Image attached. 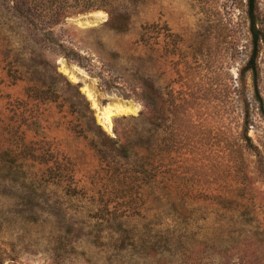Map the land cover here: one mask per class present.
<instances>
[{"label":"rangeland","instance_id":"obj_1","mask_svg":"<svg viewBox=\"0 0 264 264\" xmlns=\"http://www.w3.org/2000/svg\"><path fill=\"white\" fill-rule=\"evenodd\" d=\"M18 1L0 0V264H264V121L238 73L244 0H114L125 32L95 9L49 25L40 9L54 0H32L26 20ZM258 63L264 103V45ZM36 86L58 99L31 98ZM119 104L129 112L103 125ZM97 127L133 152L105 141L102 161Z\"/></svg>","mask_w":264,"mask_h":264},{"label":"trees","instance_id":"obj_2","mask_svg":"<svg viewBox=\"0 0 264 264\" xmlns=\"http://www.w3.org/2000/svg\"><path fill=\"white\" fill-rule=\"evenodd\" d=\"M31 5L32 0H21L15 3V5L13 6V10L21 18L29 20L32 7ZM242 8L245 15L249 49L246 60L240 67L238 72L239 83L243 88H245V78L246 75L249 76L251 81L252 101L255 104L258 114L264 121V103L258 87V79L260 74L258 58L264 45V23L261 20L258 12L257 0H244ZM76 9H80L82 11H88L91 9L103 10L108 14V19L105 25L109 29L116 32H125L128 28V17L124 11L117 10V6L114 0H54L45 4L43 8L40 9V15L43 20L46 21L49 25H56L61 20L67 18L70 15H73ZM50 33L51 31H48L47 34L51 36L52 42H56L55 44H57V46L60 48L61 54L64 57L75 61L79 66L86 69V66L77 59L81 58V55L73 49H68L64 44L57 43V41L53 39V35H51ZM158 35V24L153 23L143 27V33L141 37L143 38L144 42H148L150 39H152L151 37L157 38ZM54 73L55 75L66 81V83L71 85V83L67 81L59 72H57L56 69L54 70ZM29 91H31V93H29L30 97L35 100L55 102L58 99L56 93H54L52 88L48 86L30 87ZM157 99L158 101H161V97H159V95L157 96ZM159 104H161V102L158 103V105ZM249 107V103L246 99H244L243 111L246 120L242 131V139L245 142L246 147L253 146L251 143V138L248 136V117L250 110ZM146 108L147 105H144L145 110H142L140 112L139 116L142 120L147 116ZM97 128L100 136L97 137V139L93 137L90 140V144L95 148L97 155L102 161L106 160L107 157V153L103 149L106 145L105 141H108L112 145L116 146V150L114 152L116 156L125 157L128 155V151H130L131 149L127 147L124 148V145L123 147L119 146V138H111L104 131H102L100 127ZM252 148H256L255 150L257 151V147L254 146ZM137 170H139L136 171L139 174H145V172L147 173L144 166H138Z\"/></svg>","mask_w":264,"mask_h":264},{"label":"bare ground","instance_id":"obj_3","mask_svg":"<svg viewBox=\"0 0 264 264\" xmlns=\"http://www.w3.org/2000/svg\"><path fill=\"white\" fill-rule=\"evenodd\" d=\"M63 67V66H62ZM63 70L65 71V72H67V68L65 67V68H63ZM72 71V70H71ZM72 74V73H71ZM67 75V74H66ZM72 77H73V74L71 75ZM75 76V75H74ZM77 77H75V79H76ZM76 81V80H75ZM87 88V87H86ZM85 88V89H86ZM87 90V89H86ZM86 94H87V96H88V98L89 99H91L93 102V106L94 107H96L97 108V110L99 111V108H98V106L96 105V102H95V98L93 97V95H92V93L90 92V91H88L87 90V92H86ZM114 105H116V104H114ZM120 105H122V104H119V106H117V107H115V106H112V107H115V109H112V111L110 110V111H108V109L110 108H108L107 109V112H105V111H103V112H100V117L102 118V124L103 125H109L110 124V115H111V113H114V112H116V114L117 113H124V112H126V111H128L129 112V110H127V108L126 107H124V106H120ZM126 106V105H125ZM130 107H128V109H129ZM133 110V109H132ZM128 112H126V113H128ZM116 114H114V115H116ZM112 116V115H111ZM109 127V126H108ZM110 129V128H109Z\"/></svg>","mask_w":264,"mask_h":264},{"label":"water","instance_id":"obj_4","mask_svg":"<svg viewBox=\"0 0 264 264\" xmlns=\"http://www.w3.org/2000/svg\"><path fill=\"white\" fill-rule=\"evenodd\" d=\"M103 108H104V107H101V108H100V109H101V111L103 110Z\"/></svg>","mask_w":264,"mask_h":264}]
</instances>
